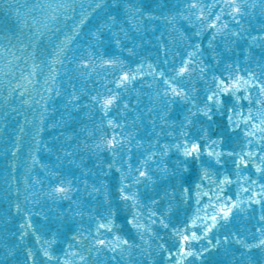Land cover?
<instances>
[{"label":"snow or ice","instance_id":"snow-or-ice-1","mask_svg":"<svg viewBox=\"0 0 264 264\" xmlns=\"http://www.w3.org/2000/svg\"><path fill=\"white\" fill-rule=\"evenodd\" d=\"M138 2L142 0H124L128 13L126 19L136 31H140L145 17L155 18L154 10L135 7ZM102 3L100 0L95 7H101ZM258 3L264 7V0H213L210 5L201 0H188L185 4L188 15L184 16L182 12L177 15L189 23L212 29L214 38L217 33L227 34L229 19L241 25L242 18L250 15V9H255ZM23 7L27 11L26 2ZM47 7L58 12L65 5L57 0ZM31 10H35V5ZM15 15L20 27L36 25V32L42 34L39 22L30 14L22 13L21 6H16ZM44 19L51 23L55 20V13ZM85 19L86 16L80 24ZM119 25L116 15L107 16L93 33L97 44L103 42L107 29L111 32L110 40L122 47V39L130 40L131 37ZM75 32L74 29L72 34L64 36L57 46L58 54L72 42ZM10 34L19 42L15 30L0 27V63L5 62V57L11 58L9 64L20 59L12 50L15 46L9 47ZM199 35L201 32L197 31L196 36ZM26 47L27 44L19 43V48ZM188 47L192 50H186L179 66L168 74L148 62V67L163 81L160 85L162 91L157 93L162 98L163 111L157 117L159 131H156V121L153 120L154 135L147 140L136 139L130 131L125 133L127 120L120 119V114L128 108L122 93L137 77L145 76L144 63L121 71L118 77L114 76L102 85L103 91L90 95L89 104L100 111L101 119L91 130L83 129L85 147L98 157L101 154L108 156L106 164L101 161L99 176L94 174L95 183L89 185L87 179L82 181L83 190L93 198L95 206L73 200L69 205L71 215L65 211L63 220L56 217L51 221L44 216V222L37 224L33 219L36 214L27 204L15 203V212L22 215L17 243L24 242L29 234L35 238V247L24 249L23 264H89L93 253L99 255L102 252L110 253V264H141V261L134 260V256L146 258L145 264H209L212 250L232 240L248 249L264 248V223L257 229L260 238L255 244L247 243L236 233L213 235L230 221L235 212L246 208L255 210L256 205L260 209L259 219L264 222V65H257L258 74L241 70L238 64L234 68L229 65L209 78L215 68H210L200 58V43L188 41ZM209 47H212L211 40ZM126 50L135 54L133 48ZM94 56L90 53L81 64L90 66ZM212 56L218 57L219 53L212 51ZM96 59L100 60L101 66L126 67V62L119 57ZM62 62L58 55L52 57L53 65ZM31 67L29 75L35 76L37 65ZM22 79L32 83L28 76ZM199 81L206 83L203 96L195 87ZM109 84L114 85L115 90ZM15 87L20 89L21 96L27 91L19 81ZM72 88L68 102L80 108V96L74 85ZM13 91L10 88V94ZM52 91L51 87L47 88V92ZM56 95L60 92L57 91ZM114 109L118 110L117 115H112ZM218 112L227 116L225 122L214 121ZM214 123L216 127H213ZM106 128L110 131H105ZM42 131L43 128H39L36 135ZM19 147L17 143L16 148ZM65 155L72 157L73 152L65 149ZM52 175L56 182L47 195L53 202L71 200V194L80 191V181L75 173L64 176L55 172ZM205 198L207 203H203ZM188 200L195 201V214L173 220L180 205ZM86 216L87 224L84 222ZM161 229L169 233L173 242L169 243L160 235ZM4 247L7 254L12 255L16 245ZM154 252L156 258H153Z\"/></svg>","mask_w":264,"mask_h":264},{"label":"water","instance_id":"water-1","mask_svg":"<svg viewBox=\"0 0 264 264\" xmlns=\"http://www.w3.org/2000/svg\"><path fill=\"white\" fill-rule=\"evenodd\" d=\"M25 2L27 11L23 7ZM98 2L100 0H59L65 7L57 12L47 7L49 3H57V0H0V27L15 30L16 36L20 37L18 42L10 34L9 45L15 46L12 50L20 59L12 60L9 64L11 58L5 57V62L0 63V264H23L25 247H35L32 234L24 242L17 243L22 215L15 212V203L27 204L36 214L33 219L37 224L44 222V216H48L51 221L56 217L63 220L65 211L71 215L69 205L73 200L95 206L93 198L83 190L82 181L87 179L89 185L95 183L94 174L99 176L101 161L106 164L108 156L101 154L98 157L95 152L86 150L83 129L91 130L94 124L100 123L101 113L89 104V97L96 95L97 91H103L102 85L106 81L118 77L121 71L144 63L145 76L137 77L128 90L122 93L128 108L120 114V119L127 120L125 133L130 131L136 139L147 140L154 135L153 120L156 121V131H159L160 121L157 117L163 111L162 98L157 95L162 91L160 85L163 81L148 67L149 61L154 68L168 74L172 68L179 66L185 51L192 50L188 47V41H191L192 44L200 43V58L210 68H215V72L209 73V78L218 75L229 65L234 68L238 64L241 70L248 69L257 74L260 71L257 65H264V7L259 3L255 9H250V15L242 18L241 25L225 17L229 19L227 34L217 33L213 38L212 29L199 23H189L177 15L181 12L184 16L188 15L185 9L188 0H142L136 3L135 7L155 12V18H144L140 31H136L135 26L127 21L124 0H116L115 3L113 0H103L101 7L96 8ZM201 2L210 5L213 0ZM17 5L21 6L22 13L30 14L39 22L42 34L36 32V25L30 28L19 26L15 15ZM33 5L34 11L31 10ZM54 13L55 20L51 23L44 19ZM109 15H116L119 26L124 27L131 37L130 40L122 39V47H117L110 40L111 32L107 29L104 30L103 42L97 44L93 36ZM85 16L87 19L80 24ZM78 24L79 28L76 27ZM74 29L76 32L72 42L64 47L63 53L58 54L57 46ZM197 31L201 32L198 37ZM19 43L27 44L28 47L21 49ZM127 48H133L135 54H130ZM212 51L219 53V56L214 58ZM90 53L95 54L92 64L82 65L81 60L87 59ZM57 55L63 62L53 65L52 57ZM101 56L105 59L119 57L126 62V67L113 69L108 65L101 66L100 60L96 59ZM33 64L37 65L36 74L30 76ZM25 76L32 80L31 84L22 79ZM18 81L27 89L23 96L20 89L15 87ZM73 85L80 96V108L68 102ZM108 86L115 90L114 85ZM48 87L53 89L51 93L47 92ZM195 87L200 89V95L203 96L206 83L199 81ZM10 88L14 89L11 94ZM57 91L60 95H56ZM26 100L29 102L24 103ZM117 111L114 109L112 115H117ZM172 118L175 119L174 114ZM226 120L227 116L219 112L214 117L216 122ZM41 127L43 131L37 136V130ZM213 127H216L215 123ZM105 131L110 129L106 128ZM17 143L20 145L18 149ZM65 149L73 152V156H66ZM70 160L75 162L69 163ZM55 172L64 176L75 173L80 181V191L72 193L71 200L57 199L53 202L47 195L56 182L52 175ZM85 172L88 174L83 175ZM207 202L205 198L203 203ZM196 207L194 200H188L180 205L172 219L182 220L185 215H193ZM259 217V205L255 206V210L246 208L235 212L230 221L213 235L236 233L247 243L255 244L260 238L257 229L264 223ZM84 222L87 224V216ZM160 235L169 243L173 242L165 230L161 229ZM204 243L207 244V241ZM4 245L8 248L16 245L12 255L7 254ZM156 255L154 252L153 258ZM109 256L110 253H93L89 257V264H110ZM134 260L145 264L146 258L134 256ZM209 264H264V248L248 249L244 244L232 240L212 250Z\"/></svg>","mask_w":264,"mask_h":264}]
</instances>
